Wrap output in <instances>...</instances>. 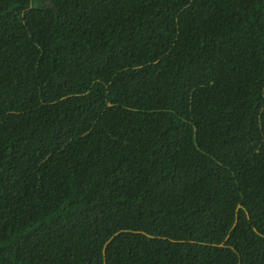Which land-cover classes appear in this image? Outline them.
I'll list each match as a JSON object with an SVG mask.
<instances>
[{"label":"trees","instance_id":"trees-1","mask_svg":"<svg viewBox=\"0 0 264 264\" xmlns=\"http://www.w3.org/2000/svg\"><path fill=\"white\" fill-rule=\"evenodd\" d=\"M0 264H264V0H0Z\"/></svg>","mask_w":264,"mask_h":264}]
</instances>
